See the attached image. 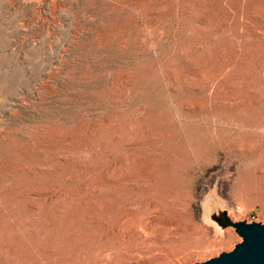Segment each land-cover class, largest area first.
I'll use <instances>...</instances> for the list:
<instances>
[{"label": "rangeland", "instance_id": "374dc122", "mask_svg": "<svg viewBox=\"0 0 264 264\" xmlns=\"http://www.w3.org/2000/svg\"><path fill=\"white\" fill-rule=\"evenodd\" d=\"M264 226V0H0V264H195Z\"/></svg>", "mask_w": 264, "mask_h": 264}, {"label": "water", "instance_id": "95a60500", "mask_svg": "<svg viewBox=\"0 0 264 264\" xmlns=\"http://www.w3.org/2000/svg\"><path fill=\"white\" fill-rule=\"evenodd\" d=\"M242 241L228 252L195 264H264V226L259 223L237 222Z\"/></svg>", "mask_w": 264, "mask_h": 264}]
</instances>
